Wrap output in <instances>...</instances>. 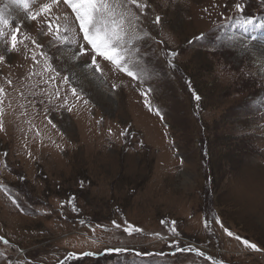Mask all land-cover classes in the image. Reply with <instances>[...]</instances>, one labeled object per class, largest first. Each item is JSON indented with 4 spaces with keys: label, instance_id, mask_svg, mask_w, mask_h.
Segmentation results:
<instances>
[{
    "label": "rangeland",
    "instance_id": "obj_1",
    "mask_svg": "<svg viewBox=\"0 0 264 264\" xmlns=\"http://www.w3.org/2000/svg\"><path fill=\"white\" fill-rule=\"evenodd\" d=\"M141 2L135 80L80 55L63 0H0V264H264V0Z\"/></svg>",
    "mask_w": 264,
    "mask_h": 264
},
{
    "label": "snow or ice",
    "instance_id": "obj_2",
    "mask_svg": "<svg viewBox=\"0 0 264 264\" xmlns=\"http://www.w3.org/2000/svg\"><path fill=\"white\" fill-rule=\"evenodd\" d=\"M13 3H16L23 7L26 11L30 8V0H12ZM60 0H51V3H44L39 11L35 13H30V18L36 20L37 17H40L44 14H50L54 5H58ZM63 3L67 5L72 13L75 14V20L79 25V32L82 33V39L85 41V45L81 46L78 51L81 56L88 55V48L91 49V66L98 72L102 73V68L98 63V58H103L104 61L110 63L118 71L126 74L132 79L141 80L142 71H135L133 67L130 66V63L127 59L126 53L128 52L126 43H131L133 40L140 39L136 34V21L139 19L135 9L137 11H143L147 8L146 3H142L141 0H63ZM236 8L239 11H243L239 4H236ZM207 11V9H205ZM60 18L57 17V20ZM161 17L156 16L153 23L159 25L161 24ZM245 24H251V20L244 21ZM0 24L8 25V20L5 18L3 10H0ZM49 33L54 34L58 39H67V37L61 34V25L59 23L53 26L52 22L48 23ZM64 32L69 30L68 26L65 24ZM3 33H0L2 35ZM127 38V39H126ZM203 39V34L200 36L194 37L193 40H190L189 43H192L195 40ZM18 30H14L11 34V49L15 51L18 44ZM35 43V42H34ZM170 55L175 57L176 52H171ZM6 57L0 56V62L5 61ZM36 57L33 55V60ZM172 61L169 60V64ZM10 84L11 81H8ZM189 88L191 90V82L189 81ZM4 94V89L0 88V104L3 103L2 96ZM72 94L77 96L75 89H72ZM146 96L147 93H141ZM193 98L196 101H199L201 97L192 90ZM146 106L149 107L151 111V104L147 100L145 101ZM68 111H72L71 108H68ZM156 115L161 116L160 110L156 109ZM3 112L0 109V117H2ZM161 119L163 117L161 116ZM51 124L52 122L49 121ZM55 127V125H52ZM3 120L0 118V131L3 130ZM111 134V129L109 130ZM121 135H124L121 132ZM29 155H31L29 153ZM83 186V185H81ZM15 203V201H13ZM75 210V209H74ZM175 224V221L172 222ZM215 223H217L220 228L227 234L229 237H234L237 241H240L244 246L252 250L258 251V247L255 243L244 239L233 232H231L227 227L224 226L223 222L219 217L215 218ZM113 224L119 228L121 225L116 224L113 221ZM205 228L209 225L205 221ZM125 232H128L129 235L132 232H140L142 229L135 228L134 226L129 225V227L124 228ZM173 235H178L175 228L172 229ZM159 235V234H157ZM185 251H194L193 249H184ZM87 253L86 255H90ZM199 255H204L203 252H198ZM74 255V254H69ZM211 259V257H209Z\"/></svg>",
    "mask_w": 264,
    "mask_h": 264
},
{
    "label": "bare ground",
    "instance_id": "obj_3",
    "mask_svg": "<svg viewBox=\"0 0 264 264\" xmlns=\"http://www.w3.org/2000/svg\"><path fill=\"white\" fill-rule=\"evenodd\" d=\"M248 56L251 57L255 61V63L259 65L262 71H264V47L261 46L258 48L250 49Z\"/></svg>",
    "mask_w": 264,
    "mask_h": 264
}]
</instances>
